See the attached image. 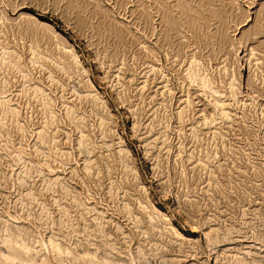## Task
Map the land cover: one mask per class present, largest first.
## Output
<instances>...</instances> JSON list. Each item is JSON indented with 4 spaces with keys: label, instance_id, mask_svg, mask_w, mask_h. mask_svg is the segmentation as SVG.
Masks as SVG:
<instances>
[{
    "label": "rangeland",
    "instance_id": "374dc122",
    "mask_svg": "<svg viewBox=\"0 0 264 264\" xmlns=\"http://www.w3.org/2000/svg\"><path fill=\"white\" fill-rule=\"evenodd\" d=\"M160 1L0 0V264H261L259 0Z\"/></svg>",
    "mask_w": 264,
    "mask_h": 264
},
{
    "label": "snow or ice",
    "instance_id": "6c2138e0",
    "mask_svg": "<svg viewBox=\"0 0 264 264\" xmlns=\"http://www.w3.org/2000/svg\"><path fill=\"white\" fill-rule=\"evenodd\" d=\"M54 4L55 0H17L16 12L17 15L26 16L29 23L37 21V26H39L38 18L51 15ZM261 4H264V0H259V3L255 5L256 8H259L258 15H246L244 17V25L240 30L244 31L245 27H251L255 22L261 27V38L264 39V7H261ZM236 6L243 8V0H236ZM134 7L133 4L128 5L129 10Z\"/></svg>",
    "mask_w": 264,
    "mask_h": 264
},
{
    "label": "bare ground",
    "instance_id": "6f19581e",
    "mask_svg": "<svg viewBox=\"0 0 264 264\" xmlns=\"http://www.w3.org/2000/svg\"><path fill=\"white\" fill-rule=\"evenodd\" d=\"M153 1V0H152ZM179 1H181V0H179ZM193 1V0H192ZM132 2V1H131ZM159 2H161L162 3V1H160L159 0ZM156 3V2H155ZM115 4V3H114ZM119 4V3H118ZM143 6V5H142ZM159 6V5H158ZM167 6V5H166ZM175 6V5H174ZM121 7V6H120ZM126 7V6H125ZM176 7V6H175ZM205 7V6H204ZM205 9V8H204ZM147 10V9H146ZM194 10V9H193ZM167 11V10H166ZM161 12V11H160ZM179 12V11H178ZM154 13V12H153ZM176 13V12H175ZM204 13V12H203ZM147 14V13H146ZM157 14V13H156ZM176 15V14H175ZM185 15V14H184ZM179 17V16H178ZM193 17V16H192ZM180 19V18H179ZM188 21H189V19H188ZM167 22V21H166ZM44 23V22H43ZM153 23V22H152ZM199 23V22H198ZM176 26H177V24H176ZM172 27V26H171ZM260 28V27H259ZM161 30V29H160ZM155 31V30H154ZM201 32V31H200ZM195 33V32H194ZM204 34V33H203ZM159 37V36H158ZM167 37V36H166ZM190 38V37H189ZM159 39V38H158ZM171 39V38H170ZM214 39V38H213ZM173 40V39H172ZM169 42V41H168ZM212 43H213V41H212ZM186 46V45H185ZM194 46V45H193ZM183 47V46H182ZM179 48V47H178ZM175 49V48H174ZM215 52V51H214ZM176 54V53H175ZM14 59V58H13ZM65 63V62H64ZM195 66V65H194ZM200 67V66H199ZM202 67V66H201ZM192 69H193V71H194V67H192ZM201 69V68H200ZM191 70V69H190ZM63 71V70H62ZM191 72V71H190ZM212 77V76H211ZM200 79H202L203 80V84H204V86H205V78H200ZM214 80V79H213ZM68 86V85H67ZM46 94V93H45ZM35 96H37V95H35ZM74 112V111H73ZM227 115V114H226ZM47 120V119H46ZM76 127V126H75ZM83 131V130H82ZM44 135V134H43ZM87 142V141H86ZM90 148V147H89ZM38 157V156H37ZM75 157V156H74ZM67 161H68V159H67ZM118 165V164H117ZM88 171H90V169L88 170ZM84 173V172H83ZM102 173V172H101ZM79 174V173H78ZM93 175V174H92ZM101 175V174H100ZM113 177V176H112ZM84 180H86V179H84ZM100 182H102L101 180H100ZM102 185V184H101ZM126 185V184H125ZM58 186V185H57ZM117 187V186H116ZM95 188V187H94ZM121 189V188H120ZM57 190V189H56ZM90 190V189H89ZM97 190H100V189H97ZM98 192V191H97ZM117 192V191H116ZM115 192V193H116ZM118 194V193H117ZM116 195V194H115ZM73 198V197H72ZM96 200V199H95ZM88 201V200H87ZM113 201V200H112ZM88 203V202H87ZM107 203V202H106ZM69 206V205H68ZM71 206V205H70ZM80 206V205H79ZM116 206H117V204H116ZM121 206V205H120ZM85 207V206H84ZM88 209V208H87ZM133 210V209H132ZM116 211V210H115ZM158 211V210H157ZM89 212H90V210H89ZM114 213V212H113ZM138 213V212H137ZM106 214V213H105ZM116 214L118 215V216H121V217H123L124 216V213H123V211L122 210H118V211H116ZM143 218V217H142ZM95 220V219H94ZM102 220V219H101ZM138 221V220H137ZM100 222V221H99ZM98 222V223H99ZM107 224V223H106ZM156 224V223H155ZM105 225V224H104ZM110 227V224L108 225V228ZM82 228V227H81ZM82 230V229H81ZM110 230V229H109ZM116 230V229H115ZM92 231V236L93 237H98L99 235H105L104 233H103V231H104V228H103V226H101V222L97 225V227L96 228H93V230H91ZM96 233H98V234H96ZM132 233V232H131ZM173 233L175 234V235H177V236H179V235H181V233L177 230V229H174L173 230ZM91 234V233H90ZM115 236H117V234L115 233L114 234ZM153 236V235H152ZM151 236V237H152ZM172 236V235H171ZM101 237V236H100ZM70 238V237H69ZM99 238V237H98ZM64 240V239H63ZM132 240V239H131ZM10 241H12V243L14 242V240H10ZM9 241V242H10ZM133 241V240H132ZM221 241H223V240H220V242ZM9 242H8V244H9ZM16 242V241H15ZM14 242V243H15ZM172 242V241H171ZM7 243V242H6ZM44 244V243H43ZM47 244V243H46ZM51 244H53V242H51ZM124 244V243H123ZM169 244V243H168ZM171 244V243H170ZM174 245V244H173ZM10 246V245H9ZM14 246V245H13ZM83 247V246H82ZM107 247V246H106ZM52 248H54L55 250H57L58 248H59V245L56 243L55 245L53 244V246H52ZM129 248V247H128ZM205 248V247H204ZM51 250V249H50ZM59 250V249H58ZM123 250V249H122ZM12 251L13 252H15L16 251V249L15 248H12ZM113 251V250H112ZM54 252V251H53ZM61 252H64V251H61ZM67 252V254H70V252L69 251H66ZM119 254H121V252H119V251H117ZM66 254V255H67ZM117 254V253H116ZM129 254V253H128ZM197 254V253H196ZM79 255V254H78ZM16 256V255H15ZM88 255H86V257H87ZM12 257V256H11ZM85 257V256H84ZM91 257V256H90ZM84 258V261H83V263L84 264H106V262L107 261H104V262H102V263H98L97 261H95V260H92V257L91 258ZM129 257H131V256H129ZM133 257V256H132ZM249 257V256H248ZM118 258H120V257H118ZM254 259V258H253ZM4 260V259H3ZM225 260V259H224ZM78 261H80V258L78 259V258H74V263L73 264H80V262H78ZM258 261H259V263H261V264H264V256H262V258L261 259H258ZM81 262H82V259H81ZM249 263H251V262H249L248 260H246V258L244 259V258H237L236 256L235 257H229V258H227L225 261H224V264H249Z\"/></svg>",
    "mask_w": 264,
    "mask_h": 264
}]
</instances>
